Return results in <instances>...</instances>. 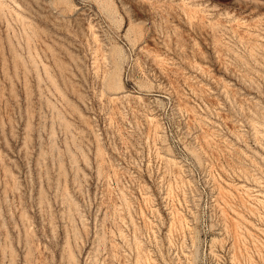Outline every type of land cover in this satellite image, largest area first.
Listing matches in <instances>:
<instances>
[{"label": "rangeland", "instance_id": "374dc122", "mask_svg": "<svg viewBox=\"0 0 264 264\" xmlns=\"http://www.w3.org/2000/svg\"><path fill=\"white\" fill-rule=\"evenodd\" d=\"M99 1L0 0V264H264V0Z\"/></svg>", "mask_w": 264, "mask_h": 264}, {"label": "bare ground", "instance_id": "6f19581e", "mask_svg": "<svg viewBox=\"0 0 264 264\" xmlns=\"http://www.w3.org/2000/svg\"><path fill=\"white\" fill-rule=\"evenodd\" d=\"M153 1V0H152ZM99 3L101 4L102 9L106 12L107 16L111 19V21H114L116 24L119 22L118 17L116 16V10L114 5L112 4V0H100ZM153 5V4H152ZM191 9V8H190ZM193 10V9H192ZM1 13V12H0ZM196 14V13H195ZM190 15V14H189ZM152 16V15H151ZM21 18V17H20ZM126 33V34H125ZM124 35L125 37L129 38L132 37L133 40L140 35V31L137 29V26L131 24L128 26L126 32ZM93 34V33H92ZM31 39V38H30ZM96 41V40H95ZM130 42H132L130 40ZM28 43V42H27ZM180 43V42H179ZM107 45V43H106ZM253 46V45H252ZM257 46V45H256ZM97 50V49H96ZM95 50V51H96ZM102 52V51H101ZM102 54L104 55V61L105 65L103 66L104 72L103 73V81L105 80L106 82L102 83L105 85L107 83V86L109 89L112 91L114 90L117 92V90H124L123 82H122V71H123V62L126 58L125 53L121 46H119L115 42L111 43L109 46H107ZM95 60V59H94ZM103 65V64H102ZM100 69V70H101ZM102 75V74H101ZM102 78V77H101ZM100 78V79H101ZM145 82V81H144ZM143 83V82H142ZM148 84V83H146ZM145 86V84H144ZM107 88V89H108ZM110 90V91H111ZM111 91V92H112ZM127 91V90H124ZM65 123V122H64ZM99 150V149H98ZM102 152V151H101ZM99 153V152H98ZM102 154V153H101ZM100 154V155H101ZM67 196V195H66ZM70 255V254H69ZM72 257V256H71ZM70 257V258H71ZM72 259V258H71Z\"/></svg>", "mask_w": 264, "mask_h": 264}]
</instances>
